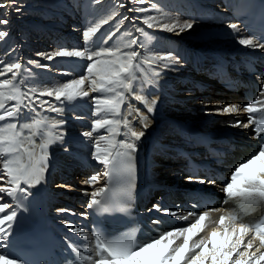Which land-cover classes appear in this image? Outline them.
<instances>
[{"label": "snow or ice", "instance_id": "1", "mask_svg": "<svg viewBox=\"0 0 264 264\" xmlns=\"http://www.w3.org/2000/svg\"><path fill=\"white\" fill-rule=\"evenodd\" d=\"M132 2L143 5L146 0H132ZM16 3L17 0H11L10 3L0 0V9L12 8ZM94 3L99 5L101 0H94ZM124 8L125 3L117 0L114 10L83 31L82 47L71 46L69 50L68 46H60L59 50L50 54H40L49 61L55 58L87 60L88 63L77 78L68 79L55 87L45 86L43 90H38L34 83H29L33 73L32 69L19 60L0 59V163H2L3 175L7 177L6 185H0V193L13 199L17 198L18 192L27 197L30 195V189L40 184L49 170L52 163L49 148L52 144L64 141L65 133L62 129L66 121L43 116V113L60 114L64 110L62 105L65 102L70 103L89 97L91 93H99V95L91 96L95 104L93 114L99 116L101 112H109L113 118L95 119L92 123V131H86L82 135L92 137L93 132L109 126V136H99L96 139L95 151L92 152V157L106 169L103 175L107 182L104 187H98L90 193L91 199L87 207L96 208L101 213L116 210L127 211L133 199L135 187L136 142L141 140L145 132L134 129L132 121L128 119V116L132 114L131 111L124 115L121 111L122 106L131 95L135 100L145 104L148 113H153L157 101L153 99L149 104L147 97L138 94L137 90L138 85L142 89L145 84L156 83L149 78L145 67L151 69L152 77H159L161 72L154 67L158 62L168 60L176 64L179 61L173 57L170 50L161 54L158 49H149L144 40L151 42L156 37L144 27L133 23L132 29L121 33V27L125 21L129 20L128 16H122L119 11ZM155 9H157V3L153 2L150 7L128 8V11L148 13ZM16 11L19 12L20 8L17 7ZM7 15V11L0 12V25L10 23V20L6 18ZM118 16L121 18L116 20ZM132 19H140L148 29L158 27L169 33L178 29L177 35L192 29L195 22V18H191L183 23L177 20L171 23H159L151 15L143 18L132 17ZM114 20L116 21L114 30L104 36H99L100 29ZM228 27L236 30L237 24L230 23ZM133 29L140 36L133 35ZM117 33L127 39L122 45L110 44ZM9 35L7 29L0 28V40H4ZM239 43L246 47L253 46V40L250 38H242ZM258 46L264 47V44ZM29 63L35 68L49 67L39 61ZM169 66L164 65L165 68ZM64 75H69V73H64ZM85 84L88 86V91L84 90ZM260 93L264 96V82L261 84ZM42 97H54V100L60 104H53L49 100L41 99ZM10 101L14 103L9 104ZM128 107L131 109L132 105L128 104ZM240 108V105L230 104L216 111L219 114H234ZM243 112L248 114L247 122L236 119L231 122L232 126L244 128L254 126L252 128L255 133L253 138H264L262 136L264 119L257 118L255 115L264 113V100H253L247 103L243 106ZM136 113L141 126L147 129L148 124L145 121L148 120V116L143 115L139 109H136ZM113 125L116 126L114 134L111 128ZM121 125L126 129L122 133L125 138L116 140L114 135L121 134ZM100 141H105L106 146L101 148ZM65 150L67 151V148ZM117 161L121 165L119 169L114 167ZM99 179L100 175L97 173L91 175L83 183L93 185L98 183ZM186 179L189 183L196 182L202 185L216 183L214 178L207 176L189 175ZM113 184L121 185L118 195L109 193V188ZM222 191L226 196L225 203L237 199L248 206H258L264 203V143L260 144L258 151L253 152L249 158L234 168L229 179L225 181ZM0 200H3L2 196ZM152 207L157 211L177 217L179 220L195 219L187 226H178L163 231L158 237L144 242H137L135 231L120 236H110L101 229H95L93 230L94 254L98 257L95 260L93 255H84L80 252L75 246L77 243L75 240L70 241L68 246L79 259L88 261L90 264H264V216H260L253 223H248L236 214L220 215L215 221L218 227L213 228L207 238L194 239L206 226L205 222L210 219V212L222 211L221 209L209 208L203 212L189 211L186 215H181L176 211L162 209L159 204H154ZM193 207L198 208L199 204L194 203ZM6 210L9 211L6 213ZM58 211L67 210L59 209ZM0 213H5L0 217V225L7 223L8 231H10L11 222L17 218V212L11 210L9 203L0 202ZM153 222L160 223L159 220ZM68 228L81 238L89 236L83 228L76 227L71 222H68ZM0 233H5L4 238H7L4 227H0ZM249 236L250 238L246 240ZM178 241L182 242L177 243ZM257 241L259 247L255 246ZM3 247L5 244L0 242V248ZM89 251L93 249L89 247ZM11 256V253L0 254V264H21L19 258L14 259ZM68 264H77V261L68 258Z\"/></svg>", "mask_w": 264, "mask_h": 264}, {"label": "bare ground", "instance_id": "2", "mask_svg": "<svg viewBox=\"0 0 264 264\" xmlns=\"http://www.w3.org/2000/svg\"><path fill=\"white\" fill-rule=\"evenodd\" d=\"M5 2L10 3L11 0H5ZM122 2L125 3V8L119 9V11L122 16H128L129 20L125 21L121 27V33L132 29L133 23L144 27L146 31L156 37L151 42L141 37L149 49H158L161 54L170 50L173 53V57L179 61L176 64H172L168 60L158 62L154 67L161 72L159 77H152L151 69L145 67V72L149 78L156 81V83L151 84L156 88V91L151 97H147L148 103L155 99L161 102L162 105H166L165 112L169 115L175 113L174 116L180 119L182 117L191 118L190 121L201 125L200 132L204 140L208 138L213 141L224 139L223 136L214 137V132L219 130L237 136L242 128L233 127L231 122L236 119L243 121L241 112L219 114L216 109H222L224 106L234 104L238 97L224 94L225 89L217 87L214 83L215 80H207L206 83L205 81L202 83L198 78H206V76L202 77L203 70L208 66L209 62L212 64L217 61L216 57H222L227 60L235 58L240 53H252L254 56L259 57L258 55H264V48L254 43L253 46L249 47L241 45L239 40L247 37L238 25L237 29L233 30L228 27L230 23L226 22V19L220 18L217 21L210 16V12L222 9L218 0H146L143 5L135 4L132 0H122ZM153 2L157 3V9L148 13L128 11V8L150 7ZM116 5L117 0H101L99 5H96L94 0H17V3L12 8L0 9V12L7 11L8 15L6 18L10 20L8 25H0V28L7 29L10 33L7 38L0 40V59L19 60L29 69H32L33 73L29 83H34L38 90H43L45 86L55 87L68 79L77 78L78 74L83 72L84 67L88 63L87 60L55 58L53 61H49L40 54H50L59 50L60 46H68L69 50H71V46L82 47L84 43L83 31L91 24L98 22L99 19L104 18L106 14L114 10ZM17 7L20 8L19 12L16 11ZM146 15L153 16L159 23H171L174 20L183 23L191 18H195V22L192 29L177 35L176 31L178 29L171 33L160 30L158 27L148 29L146 25L141 23L140 19H132V17L143 18ZM120 18L118 16L116 20ZM115 26L116 21H111L100 29L98 35H106L109 31L114 30ZM133 35L140 36L134 29ZM125 39L127 38L121 37L120 33H117L113 41H110V44L119 43L122 45ZM201 45L203 47L199 48ZM30 61H39L41 64L49 65V67L35 68L33 64L29 63ZM165 64L170 66L165 68ZM262 69H264V65ZM64 73H69V75H64ZM162 81L166 83L164 84ZM262 82H264V79ZM204 85H206L207 90L201 92L202 90L199 86ZM150 89L148 84H145L142 89L139 85L137 86L138 94L142 95H144L145 91H150ZM84 90L88 91L87 84H85ZM94 95H99V93H91L89 97L77 99L70 103L65 102L62 105L64 110L60 114L53 112L43 113V116L55 117L66 121L62 129L65 133L64 141L50 146L49 152L52 163L49 166V170L45 173L44 179L39 184L41 187L38 188L42 197L47 196L49 198L48 203L55 211L63 209L65 205L67 207L75 205L82 208L83 203V207L87 209V203L91 199L90 193L96 188L103 186L101 181H106L103 175L106 169L92 157V152L95 151L96 139L99 136H109V126L93 132L92 137L82 135L86 131H92V123L95 119L113 118L109 112H101L99 116L93 114L95 104L91 96ZM41 99L49 100L53 104H60V102L54 100V97H42ZM193 100L194 102H192ZM8 103L14 102L10 101ZM128 104L132 105L131 109H129ZM136 109H139L143 115L148 116V120L145 121L148 124L147 129L141 126ZM121 111L124 115L131 111L132 114L128 116V119L132 121L134 129L145 132L141 140L136 142V154L141 160L144 150L150 152L149 136H153L160 146L172 143L169 153L173 155V158H164L163 155L167 154L168 151L158 147L155 148L154 143V151L150 158H152L153 162H158L159 164L154 166L151 175L155 178H160L159 184L164 193H167L169 189L176 190V203H180L182 195L187 197L190 191H213L215 194L221 192L219 189H214L212 184L205 183L202 185L187 181L186 164L181 163L182 158L178 157L177 154H186L188 158L194 160L196 156L192 150L196 149L183 148L176 142L179 137L175 134L176 129L171 126L170 122H167L168 125L164 122L160 123L161 119L154 112L148 113L145 104L135 100L131 95H129L128 101L122 106ZM120 118L122 119L123 117ZM111 128L114 134L116 126L113 125ZM125 131L126 129L121 125V134L114 135V138L116 140H119L120 137L124 139L125 137L122 133ZM218 144L223 145L222 143ZM100 146L101 148L105 147L106 142L100 141ZM66 148L67 151L65 150ZM37 151H39L38 148ZM197 161H204V159L199 158ZM118 166L119 162L117 161L114 167L118 169ZM91 173H99V182L93 185L84 184L83 182L88 179ZM6 181L7 177L3 175L2 163H0V185H6ZM147 181L150 182V179L147 178ZM33 191L35 190L31 188V194ZM0 196L3 197L0 202L10 204V197L3 193H0ZM28 203H34V201H28L21 197L15 200L17 218L12 221L13 235L7 241H2L7 247L14 245L24 231L30 228L36 229L37 227L36 224L32 225L27 221L25 212L19 210L20 205ZM35 209H37V206H35ZM162 209L176 211L181 215L187 214L186 208L166 205ZM89 213L92 216V227L96 228L99 223L95 217H98L99 212L91 213L89 210ZM159 213L163 221H160V223L153 222L146 226L141 233L142 242L158 237L163 231L171 230L166 226L178 227V225H187L189 223L188 221L179 220L166 212L159 211ZM53 215L58 214L55 213ZM211 215L212 213H210ZM39 223L42 224L43 228V218ZM73 225L84 229V226L79 222H74ZM213 228L209 232L206 229L203 230L194 239L207 238ZM204 231L207 233H203ZM70 232L74 236H79L71 230ZM42 234L46 237L44 229ZM179 242L182 241L177 243ZM255 246L259 247L257 244ZM76 247L84 255H90L85 249L79 246ZM85 262L81 260V264ZM58 264H66V262L59 260Z\"/></svg>", "mask_w": 264, "mask_h": 264}, {"label": "rangeland", "instance_id": "3", "mask_svg": "<svg viewBox=\"0 0 264 264\" xmlns=\"http://www.w3.org/2000/svg\"><path fill=\"white\" fill-rule=\"evenodd\" d=\"M44 17V16H43ZM203 47V45H201V46H199V48H202ZM229 48V47H228ZM229 49H231V50H233L232 48H229ZM235 50V49H234ZM236 52L238 53V51L236 50ZM236 57H239V56H236ZM192 102H194V100L192 101ZM190 103V102H189ZM188 103V104H189Z\"/></svg>", "mask_w": 264, "mask_h": 264}]
</instances>
